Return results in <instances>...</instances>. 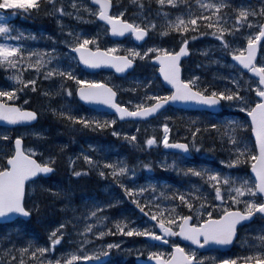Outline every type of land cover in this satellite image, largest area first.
<instances>
[{"label":"snow or ice","instance_id":"6c2138e0","mask_svg":"<svg viewBox=\"0 0 264 264\" xmlns=\"http://www.w3.org/2000/svg\"><path fill=\"white\" fill-rule=\"evenodd\" d=\"M130 2L138 6L139 22L122 18L126 17V9L120 6V0L115 3L113 0H68L67 4L65 0H0V10H10L13 17L19 14L54 18L64 35V39L57 40L54 35L42 34L53 42V46L32 47L22 41H35L41 37L31 32L25 34L9 23V16H0V68L6 75V82L0 84V120L28 126L47 111L72 131L110 129L113 136L122 137L135 147L150 149L162 144L165 149L178 151L172 154L170 161H160V166L174 171L189 183L184 187L161 186L153 180L132 183V178L137 176V165L130 166L123 158H101L102 146L89 144L88 149L96 156L82 150L79 155L87 167L81 168H76L73 163L77 156L69 157L71 175L79 178L95 170L101 178L110 177L123 191V196L149 220L144 221L147 226L140 227L127 217L113 219L104 215L105 209L120 203L116 196L110 203L85 205L77 215L67 190L42 183L55 170L56 155H44L38 146L25 147L20 134H15L13 139L6 130L0 132V223L31 219L33 214L39 216L40 199L45 194L62 199L65 209L71 208L74 213L51 229L44 244L32 239L18 244V228L0 234V264H77L79 261L103 264L101 257L109 256L113 248H120L115 242H99L106 233L112 232L113 226L124 236L148 238L144 242L145 249L153 242L170 244V252L162 248L147 250V256L155 264H209V260L212 264H264V0ZM65 16L84 22H89V16L96 17L97 23L103 22L101 31L106 29L113 37L128 33L136 41H145L155 32L161 40L148 47H124L119 43L102 47L99 31L95 34L77 31L64 23ZM170 36L178 42V47L166 46ZM206 36L218 43L200 49L206 54L205 63L235 68L220 77L235 87H217L215 73L211 81L199 75L185 77L182 74L181 57L192 51L190 41ZM57 43L66 45L70 51H61L55 46ZM120 49H123V55L116 54ZM216 51L219 57L211 55ZM225 54L235 63L226 64ZM77 59L89 68L110 66L125 77L135 71L137 61H153L158 64L163 82L170 88L153 91L152 79L145 77L146 82L130 80L129 83L135 84L130 90L135 93L140 89L143 95L135 104L129 100L126 107L117 102V85L80 78L74 67ZM26 70H32L30 78H26ZM245 70L252 75L247 76ZM41 81H49V84L40 87ZM69 81L76 84L74 93L70 85L65 86ZM29 88L32 93L38 92L46 98L42 109L27 106ZM21 93L24 100L18 103L17 97ZM74 95L86 103H99L114 109L115 116L122 120L159 116L166 106L178 104L195 105L210 117H218V110L225 107L237 109L246 113V118L229 116L213 123L201 116L187 117L184 126L190 139L182 141L170 140L171 129L167 122L170 117L165 116L164 122L159 124L163 130L162 138L148 135L140 145L136 133L130 135L111 127L116 123L115 118L100 119L82 114L73 102ZM53 97L61 102L54 104ZM249 131L255 138L254 144L247 135ZM205 134L211 140L208 148L204 147ZM33 135L41 137L43 130H34ZM217 141L219 150L227 153V157L219 161L224 168L186 162L190 154H214L218 150ZM66 147L62 145L58 151ZM138 164L145 170L152 169L150 162ZM242 164L250 165L254 179L240 174ZM192 178L199 182H193ZM185 208L190 214L184 213ZM255 218L261 221L257 227H244ZM81 219L84 221L82 227ZM69 225L74 233L68 230ZM241 230L244 231L241 246L246 247V254L212 257L201 254V250H211L212 246H218L216 250L220 251L234 245ZM177 236L190 244L182 246L174 242L172 238ZM66 240L68 247L57 252V246H63ZM136 254L142 253L137 251Z\"/></svg>","mask_w":264,"mask_h":264},{"label":"rangeland","instance_id":"374dc122","mask_svg":"<svg viewBox=\"0 0 264 264\" xmlns=\"http://www.w3.org/2000/svg\"><path fill=\"white\" fill-rule=\"evenodd\" d=\"M145 3H148V0H144ZM66 4L68 2V0H65ZM113 3H115V0H113ZM120 6L123 7L124 9H126V18L130 19V20H136L137 22H139L140 20V15H139V9H137V7H135V4L131 3L130 0H120ZM153 7H155L153 5ZM147 14V13H145ZM9 16V23L14 25L16 28H19L20 30H23L25 32V34H28L30 32V21L33 24H37L35 21L30 20L29 16H24L22 17L21 15L17 14L14 17L11 14L10 10L7 9H3L0 10V16ZM50 17L45 16V19H49ZM96 17L93 16H89V22H84V21H76L74 18L72 17H67L65 16L64 19V23L68 24V25H72L73 27L76 28L77 31H83L87 34H95L98 31L100 32V46L102 47H111L113 44H116L118 42L116 41H111L108 39V33H106V29L104 31H101V25L100 23H97L95 20ZM123 18V17H122ZM41 17L38 18L39 21H41ZM37 20V19H36ZM46 29H43L41 31L37 32V36L41 37L38 40L35 41H22L25 42L27 44H29L32 47H40V48H44V47H52L53 46V42L51 40H47L43 37L42 34H47V35H54L56 36L57 40L60 39H64V35L60 32V30L58 29V26L55 22V19L53 18L51 21H49L46 25H44ZM15 31L13 32V35H15ZM161 40V37L158 35V33H152L150 36H148V40L143 43V44H135L132 40L130 39H126L124 42L119 43L124 45V47H148L151 46L154 43H159ZM172 40L174 41L173 37H168L167 38V44L166 46L169 48H172L173 46L170 45V41ZM218 43L217 41L214 40V38L212 37H199L196 41H190V45L192 48V51H190V61H191V69L190 70H186L184 72V76L187 77L189 74H193V75H199L201 77H203L205 80H209L211 81L213 79V74H216V85L217 87H224V86H230V87H235L234 85L230 84V81H226L221 79L220 77L228 75L229 72H233L235 71V68H229L226 67L225 65H221V64H214V63H205L206 61V54H202L200 49L202 47H206L207 45L210 44H215ZM246 43V41H245ZM57 48H59L61 51H69V49L67 48L66 45L63 44H59L57 43L55 45ZM116 54L119 55H123V49L118 50V52ZM211 55L219 57V52H213ZM227 54L224 55V59L226 64L227 63H232L227 59ZM230 57V56H228ZM137 65H140V67L138 68V71L136 74H132L129 75L127 77L122 78L121 80H113L112 76H107V75H102L103 79L100 80L98 75L94 76V74L91 75H87L85 74L83 71H81L78 68L77 62L75 63L74 67L76 69V73L80 78H84V79H95V80H100V81H104L109 83L110 85H117L119 90H118V94L122 93L125 94L126 96V100L123 101V103L125 104L126 107H128V101L132 100L133 104H135L137 102V100L139 99L140 95H143V92L138 89L137 92H132L130 89L132 87L135 86L134 83H129L130 80H145V77H147L148 79H154V75H155V69L153 67H151V64L149 63V61H137L136 62ZM198 65H200L198 67ZM143 68H145L146 70H148L149 76H141V71L143 70ZM32 73V70H26L25 71V76L26 78H30V75ZM0 75L2 76V79L0 78V84H3L6 82V75H5V70L0 68ZM146 82V80H145ZM40 83V87H46L49 84V81H41ZM58 83V82H57ZM70 84V86L72 87L73 91H75V87L76 84L74 82H66L67 84ZM153 91L156 90H161L160 86H153ZM29 97H30V88H29ZM254 93V92H252ZM35 94V93H32ZM138 95V97H136V95ZM129 96V98H128ZM123 97V95H120V98ZM45 98V97H44ZM43 96H41L38 93L37 97H30L29 99V103L27 106L30 107V103L36 104L37 103V99H41L43 101L40 102V107L39 109H42L44 107V102L46 100V98L44 99ZM53 102L54 104H58L61 101L58 98L53 97ZM57 99V100H56ZM24 100V94L21 93L18 95L17 97V101L18 103H23ZM75 101V99L73 100V102ZM75 104V102H74ZM76 108L79 109V111L82 114H87V115H91V116H96L100 119L105 118L104 115H101L99 113H95V112H84L78 105H75ZM175 114V113H173ZM44 116L47 117L46 122L47 123H43L42 125H37L34 127H31L29 129L25 128V129H21V130H15L14 131V137L15 134H20L22 136V139H26L27 138V142L29 145H27V147H32V146H37L41 140H50V142L52 143H61L65 140L66 135L68 133H64V131L67 132H72L76 135L77 131H72L70 130L64 123H62L60 120H58L57 118L53 117L52 114L50 112L45 111L43 113ZM179 116V113L175 114ZM246 113H240L237 109H229L227 107H225L223 109V115L222 116H218V117H210V116H204V115H197V116H201L202 119H208L210 120V122H217L218 119H224L226 117L229 116H234L237 119H243L245 117ZM180 121L179 122H183L185 119H183L182 117H179ZM164 120V118H163ZM50 123H55L56 126L59 127H63L62 129H57L54 130L49 124ZM157 121H151V122H147V123H134L135 128L130 129V125L131 124H114L111 127L113 129H116L118 131H123V132H128L130 135L131 133H136L137 135V143L140 145H143V141L147 138L148 135H154L156 136L158 139L162 138L163 136V130L161 128H159V125H157ZM170 125V140H173L176 136H178L180 134V130H172L171 128V124ZM182 126V125H181ZM180 126V127H181ZM129 128V129H128ZM127 129V130H126ZM41 131L43 130V135L41 137H37L35 135H33V131ZM104 130H109L110 132V138L112 139H117V138H122V137H117V136H113L112 135V131L110 129H104ZM5 130H0V132H3ZM10 136H12V132L6 130ZM82 132H87V134H92L93 137L83 141L82 143L78 142V141H74L72 140L71 142L68 141L66 145V148H63L62 152L59 153H55L56 155L60 156L61 161L64 164L63 166H59L58 169L62 170V174L61 172H59L52 180H56L58 182H62L61 185H55L52 183V180H44L42 181V183H44L46 186L48 187H59L62 189H65L69 192V196L71 199V203H72V207L77 209L76 214L78 215L80 212H82L84 210V206L85 205H89L93 202H105V203H110L111 199L113 196H116L118 199H120V203L117 204L115 207L113 208H109V209H105L104 210V215L109 216L113 219L115 218H122V217H127L129 220H132L133 223L137 224L140 227H145L147 226L144 221H146L145 219H149V217H144L143 214H141L139 212V214L137 212H135L132 208L129 207H125V201L128 200L126 197L123 196V191L119 188L118 185L112 183L111 178H103V179H107L109 180V185L103 190V193L98 194V195H93L90 193L85 192L84 190H82L81 188L77 187L76 185H74L73 182V177H70V182L67 181L66 176V169H68V173L71 174V171L69 169V157L71 156H77L78 159L76 161H74L73 163L75 164L76 168H81V167H87V165L84 163L82 156H80L79 154L81 153L82 150H86L88 152V154H92L94 155V157L96 156L95 153L92 152L91 149H88V145L89 144H94V145H98V146H102L103 152L100 153V157L103 158L104 156H106L108 159L111 160H115L118 158H123L125 159L129 165L131 166L132 163L134 161H137L138 156L129 158L127 155H123L121 153L117 154V146L114 145H108V140L109 137H96V131H92V130H88V129H84L81 130ZM182 132H184V135H181L182 138L180 140L182 141H187L188 139H190V137L188 135H186V129L184 127V129H182ZM181 132V134H182ZM214 135V133H213ZM247 135L249 136V133H247ZM206 139L204 142V147L208 148L210 147V143L211 140L210 138L207 136V134H205ZM14 137H12L14 139ZM58 138V139H57ZM30 140H31V144H30ZM58 140V141H57ZM55 141V142H54ZM44 141H42L43 143ZM252 142V141H251ZM65 145V144H62ZM163 147L162 144L159 145H154L152 146L150 149L147 147L141 148V147H137V151H139L140 154H144L147 155L149 153L152 152V156H153V163H152V168H156V171H153V169H151V171L149 170H145L139 169V164L136 163L135 165H137V176L135 178H132V183L135 184H143L145 183L146 180H153L158 182L161 186L163 185H169L171 187H184L185 185H187L189 183V181L185 178H182L181 176H178L174 171L171 170H166L164 168H162L160 166V161H163L165 159H168L169 161L172 159V154L173 153H169V154H165L162 152L161 148ZM40 148V147H39ZM51 148H57V146L53 145ZM217 148L218 150L213 154V153H195L192 154V158L187 160V163H196V164H200L202 166H206V167H210V168H224L223 165H221L219 163L221 158H226L227 157V153L223 150H219V142L217 141ZM41 151L44 153V155H49L50 153L47 151H44L42 148H40ZM67 149V150H66ZM47 152V153H46ZM39 155V153L37 154ZM214 158H216V160H214ZM66 163L68 165V167L66 168ZM240 168V174L241 175H246L247 177H250L248 174V170L250 168V165L248 164H242L239 166ZM91 173H95L96 171H90ZM63 176V178H62ZM84 177L87 176L83 175ZM157 176V177H156ZM251 178V177H250ZM179 180V181H176ZM171 181L170 183L166 182V181ZM193 182H199L197 178H192ZM131 186V185H130ZM206 187V185H205ZM213 197H214V193H213ZM33 199H36V196H33ZM45 202V204L42 206V210L39 214V216L36 215V220L35 218H33V221L30 222V226H26L25 224L22 223H16L13 228L11 229H15V228H21L23 229V231L28 230L27 232H25V234L19 231L20 236L17 239V243L21 244V243H26V241L28 239H32L36 242L41 243L40 241V237H42V234L39 230H37L36 228H33L35 226V223L44 228L46 230V236H45V241L42 243H46L48 240V233L51 231L52 228H55L59 223L63 222L64 220H66L68 217H71L74 215V213L72 212L71 208L65 209L64 207V201L62 199H57V198H53L48 194H45L43 198ZM129 201V200H128ZM130 204L132 206H134L131 201H129ZM120 207V208H119ZM119 208V209H117ZM138 210V209H137ZM139 211V210H138ZM185 214H190L188 209H183ZM86 215V212L84 213ZM88 222H92L91 220H89ZM84 221L81 219L80 222V226H83ZM154 223V222H152ZM109 224H111V220L109 221ZM259 224H256L254 226H250L249 229L251 228H255L257 227ZM69 231H72L74 233V229H72L71 225H69L68 228ZM30 231L34 232L32 234L27 235L28 233H30ZM14 234V233H13ZM73 237H69L68 239H72ZM147 240L148 238L146 237H140V236H124L123 234L119 233L116 231L115 227H112V232L111 233H106L105 237L102 239V241H99L100 243H108V242H115L118 243L120 245L119 250L116 248L111 249V253L109 255V259L107 260V262L105 264H133L134 261L136 259L138 264H142L143 261H151V259L147 256V250H157L158 248H160V246L156 243H152V245L154 246H159V247H153L151 245L148 246L147 249H145L144 247V240ZM244 240V231H241L239 240L237 241V245L235 246L236 249L235 251H232L231 253H229L226 256H236V255H244L246 254V247L242 248V241ZM68 244H67V240L65 241L63 246H57V252L63 250L64 248H67ZM163 249V248H162ZM131 250V251H128ZM164 251H167L165 249H163ZM137 251H140L142 254L141 255H137ZM214 256V255H212ZM211 256V257H212ZM103 257H101L102 259ZM85 261H79L77 262V264H83Z\"/></svg>","mask_w":264,"mask_h":264},{"label":"water","instance_id":"95a60500","mask_svg":"<svg viewBox=\"0 0 264 264\" xmlns=\"http://www.w3.org/2000/svg\"><path fill=\"white\" fill-rule=\"evenodd\" d=\"M103 23V22H102ZM109 36H110V38L112 39V40H115V41H120V40H122L123 38H125V37H127V36H130V34H128V33H126L124 36H121V37H113L110 33H109ZM147 38V37H146ZM146 38H145V40H146ZM133 39L135 40V38L133 37ZM136 41V40H135ZM137 43H143L144 41H136ZM258 51V50H257ZM189 56V54L187 55V56H185V57H181V62H182V60L183 59H185V58H187ZM231 60H232V58H231ZM233 62V61H232ZM151 63L153 64V65H156L155 67H157L158 68V64H156V62H153V61H151ZM233 63H235V62H233ZM79 65L82 67V69L83 70H85V71H87V72H89V73H93V72H97V71H100V70H106V71H111V72H113L117 77H123V74H120V73H116L115 72V70L114 69H112L110 66H100V67H98V68H89V67H87V66H85V65H83V64H80L79 63ZM245 72H247L246 70H245ZM249 74V76H251L252 74H250V73H248ZM157 76L159 77V80H160V82H161V84L163 85V87L164 88H170V86H168V85H166L164 82H163V78L160 76V74H159V71H157ZM77 97V99H78V101L83 105V106H85L86 108H89V109H92V110H95V111H101V112H105V113H108V114H110V115H113V116H115V111H114V109H111V108H109L108 106H105V105H103V104H99V103H97V104H89V103H86V102H84V101H81L80 99H79V97L78 96H76ZM167 108H173V109H183V110H193V111H200L195 105H184V104H178V105H175V106H166V108H165V110L167 109ZM221 110H218V112H220ZM157 116L156 115H153L151 118H145V119H138V118H127V119H121V118H119V117H116L120 122H125V121H132V122H145V121H149V120H152V119H154V118H156ZM35 122H32V123H30V124H28V126H30V125H32V124H34ZM0 126H2V127H8V128H15V127H18V126H24V125H11V124H8V122H6V121H2V120H0ZM252 138V140H253V142L255 143V138L254 137H251ZM164 150L165 151H169V152H176V151H178V150H176V149H165L164 148ZM50 174H48V176H49ZM249 175H250V177L252 178V179H254V174H252L251 173V168H250V170H249ZM22 219H24V220H29V218H22ZM0 224H4V223H0ZM213 247H218V246H212V248ZM230 247V246H229ZM229 247H227L226 249H228ZM85 264H88V263H85ZM146 264H155V262H153V261H149V262H146Z\"/></svg>","mask_w":264,"mask_h":264},{"label":"trees","instance_id":"16d2710c","mask_svg":"<svg viewBox=\"0 0 264 264\" xmlns=\"http://www.w3.org/2000/svg\"><path fill=\"white\" fill-rule=\"evenodd\" d=\"M145 3V1H144ZM135 7H137L138 9V6L135 4ZM41 17V21L38 20V18ZM123 18H126V17H123ZM37 19V20H36ZM53 18H49V19H45V16H31L30 17V20H33L35 21L37 24H33L31 23L30 21V32L31 33H34V32H37V31H40V30H43V29H46L44 25H46L49 21H51ZM171 44L172 45H175L176 44V41H171ZM227 59L229 60V57L227 56ZM70 84L68 83L67 86H69ZM38 96V92L35 93V94H31V97H37ZM29 107V106H28ZM32 108H35V109H38V106L36 107H32ZM40 124L43 125V120H44V123H47L46 120L47 118H44L43 119V115L40 117ZM52 128H53V125L52 123L49 124ZM64 133H68V135L66 136L65 140L64 141H77L79 139H81L82 137L85 136V132H81V130H78L77 134L78 135H75L74 133L72 132H67V131H64ZM99 136H101V134H99ZM42 141H44L42 143ZM122 141V142H121ZM121 142V146L123 148L124 151H127L128 154L130 155V158L132 157H135L137 155L138 156V159L137 161H140V162H150V163H153L152 161L153 160H149V161H144V157H148L144 154H140L139 151H137V147L133 146V144H131L130 142L128 141H125L124 139H120V140H116L114 141L115 144ZM53 145L57 146V149L56 148H51ZM38 147L42 148L44 151H47V152H50V154L52 155H56L55 153L57 152V150L59 149L60 147V143H52L50 142V140H41L40 143L37 145ZM128 148H127V147ZM147 155H150V154H147ZM57 159H56V162H59V157L58 155H56ZM214 160H216V158H214ZM26 226H30V223H25ZM3 228H6V227H3ZM12 227H9V229H11ZM7 231V230H6ZM5 231V232H6ZM3 232V233H5ZM3 233H0V234H3Z\"/></svg>","mask_w":264,"mask_h":264},{"label":"flooded vegetation","instance_id":"af4514ba","mask_svg":"<svg viewBox=\"0 0 264 264\" xmlns=\"http://www.w3.org/2000/svg\"><path fill=\"white\" fill-rule=\"evenodd\" d=\"M184 63V62H183ZM182 63V74L184 75V68H185V64L186 63H184L183 64ZM254 95H255V93H253ZM83 108V107H82ZM84 109V108H83ZM178 113H179V116L178 115H168V114H166V115H164V116H162L161 117V122H163L164 120H163V118L165 117V116H167V117H170V119L168 120V121H171V122H179L180 121V119H179V117H182L183 119H185V118H187V117H196L197 115H204V116H208L206 113H203V112H198V111H191V110H183V109H181L180 111H178ZM182 123H184V121L182 122ZM54 173H55V170H54ZM52 176V175H51ZM72 176V175H71ZM77 178V177H76ZM83 178H90L91 179V185H92V188H90V189H92V191H90L89 193L90 194H93V195H98V194H101V193H103V190L109 185V180H107V179H103V178H101L99 175H98V173L97 172H95L94 174L93 173H91V172H89L88 174H87V176H81V177H79V178H77V179H83ZM125 207L127 208V207H129V208H131V204H130V202L128 201V200H126L125 201ZM120 208V207H119ZM119 208H117V209H119ZM146 221L148 220V219H145ZM174 242H177V243H179L178 242V240H173ZM167 249L166 250H169V248H171V245L170 244H168L167 246ZM213 254H215V255H217V253H213ZM218 256V255H217ZM220 256V255H219Z\"/></svg>","mask_w":264,"mask_h":264},{"label":"bare ground","instance_id":"6f19581e","mask_svg":"<svg viewBox=\"0 0 264 264\" xmlns=\"http://www.w3.org/2000/svg\"><path fill=\"white\" fill-rule=\"evenodd\" d=\"M44 98V97H43ZM128 98H129V96H128ZM45 99V98H44ZM54 100V99H53ZM57 100V99H56ZM41 101H43V100H41V99H37V106H38V109H39V107H40V102ZM44 118H47L46 116H44L43 115V119ZM43 123H44V120H43ZM52 125H53V129L54 130H57V129H62L63 130V127H59V126H56L55 125V123H52ZM66 136L68 135V134H65ZM76 135V134H75ZM58 139V138H57ZM51 140V139H50ZM58 141V140H57ZM55 142V141H54ZM68 145V144H67ZM57 149V148H56ZM67 150V149H66ZM146 156H148V157H144V161H149V160H153L154 158H153V156H152V154H150V155H146ZM153 162V161H152ZM153 171H156L157 172V170H156V168H153ZM157 177V176H156ZM62 178H63V176H62ZM66 179V178H65ZM176 181H179V180H177L176 179ZM166 182H171L170 180L169 181H166ZM62 183V182H61ZM61 183L60 182H58V181H54V183L53 184H55V185H61ZM89 190H91L92 191V189H89ZM44 200L43 199H40V203H41V206H43L44 204H45V202H43ZM33 228H36L37 230H39L40 232H41V234H42V237H40V242H41V244L45 241V236H46V230L44 229V228H42V227H40V226H38V225H35ZM28 230H25V231H22L24 234H25V232H27ZM32 233H34V232H32V231H30V233H28L27 235H29V234H32Z\"/></svg>","mask_w":264,"mask_h":264}]
</instances>
